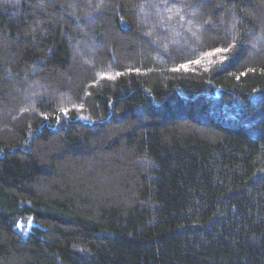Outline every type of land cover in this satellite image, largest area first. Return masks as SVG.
I'll list each match as a JSON object with an SVG mask.
<instances>
[{"label":"trees","instance_id":"trees-1","mask_svg":"<svg viewBox=\"0 0 264 264\" xmlns=\"http://www.w3.org/2000/svg\"><path fill=\"white\" fill-rule=\"evenodd\" d=\"M0 264H264V0H0Z\"/></svg>","mask_w":264,"mask_h":264},{"label":"snow or ice","instance_id":"snow-or-ice-1","mask_svg":"<svg viewBox=\"0 0 264 264\" xmlns=\"http://www.w3.org/2000/svg\"><path fill=\"white\" fill-rule=\"evenodd\" d=\"M217 51H220V49H217ZM226 51V50H225Z\"/></svg>","mask_w":264,"mask_h":264}]
</instances>
